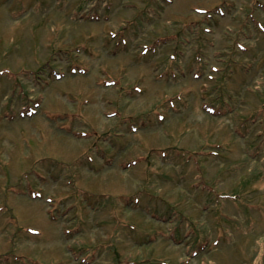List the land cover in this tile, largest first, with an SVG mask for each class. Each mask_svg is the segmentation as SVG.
I'll return each mask as SVG.
<instances>
[{"label": "rangeland", "instance_id": "374dc122", "mask_svg": "<svg viewBox=\"0 0 264 264\" xmlns=\"http://www.w3.org/2000/svg\"><path fill=\"white\" fill-rule=\"evenodd\" d=\"M0 264H264V0H0Z\"/></svg>", "mask_w": 264, "mask_h": 264}]
</instances>
